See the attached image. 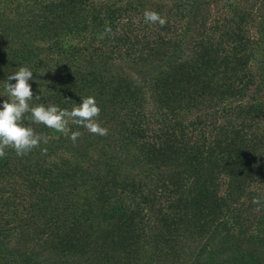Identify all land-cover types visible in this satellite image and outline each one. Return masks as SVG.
<instances>
[{
  "label": "trees",
  "instance_id": "1",
  "mask_svg": "<svg viewBox=\"0 0 264 264\" xmlns=\"http://www.w3.org/2000/svg\"><path fill=\"white\" fill-rule=\"evenodd\" d=\"M21 66L30 106L92 96L108 135L25 115L0 264H264V0H0V107Z\"/></svg>",
  "mask_w": 264,
  "mask_h": 264
},
{
  "label": "clouds",
  "instance_id": "2",
  "mask_svg": "<svg viewBox=\"0 0 264 264\" xmlns=\"http://www.w3.org/2000/svg\"><path fill=\"white\" fill-rule=\"evenodd\" d=\"M143 17L146 23L159 24L165 26L167 20L155 11L145 10ZM106 34H112V29L105 27ZM44 75V74H43ZM33 73L28 67L21 66L18 70L6 77L4 83V96L7 99L0 107V158L6 156V149H11L20 157L27 155L32 150L40 146L42 136L35 133L32 127H26L22 121L26 114L28 119L34 124H42L56 132L68 135L75 144L82 135L79 131H71L69 122L83 127L89 133L96 136L108 135V129L102 127L98 122L100 108L92 96L81 98L80 104L74 103L71 110L61 109L57 105L38 104L30 106L33 99V91L29 80ZM14 81V83H13ZM40 95H36L35 100H40ZM47 143L46 140H44ZM46 154V149L42 150ZM252 203L257 205V211L264 207V199L253 198Z\"/></svg>",
  "mask_w": 264,
  "mask_h": 264
}]
</instances>
